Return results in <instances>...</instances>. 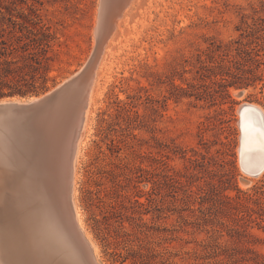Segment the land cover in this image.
Masks as SVG:
<instances>
[{"label":"rangeland","instance_id":"374dc122","mask_svg":"<svg viewBox=\"0 0 264 264\" xmlns=\"http://www.w3.org/2000/svg\"><path fill=\"white\" fill-rule=\"evenodd\" d=\"M100 5V0H0V33L14 47L8 50L12 51L9 59L13 63L0 61V78L11 82L13 76L7 78L3 73L13 68L15 76L27 73L30 80V74H36L37 85L45 83L47 87L26 96L1 97L0 101L41 96L81 70L97 49L95 27ZM35 14L56 35L52 58H43L41 64L36 63L37 49L31 42L20 48L15 34L21 32L12 23L14 19L21 21V15L32 18ZM258 15H264V0H145L143 9L135 13L129 25L131 33L119 34L121 41L105 58L107 73L101 78L100 93L77 161L80 219L100 264L115 263L93 226L94 213L99 210L90 204L86 192L87 188L97 187L89 179L92 163L108 166L120 156L152 168L153 156L161 157V153L169 154L165 170L180 180L171 186L164 177L160 181L146 180L144 175L150 174L142 172L140 189L153 192L154 198V210L146 217L154 216L156 225L176 228L171 244L174 253L182 245L183 250L202 249V240L220 242L219 255L209 261L195 263L181 255L174 260L178 264H263L256 261H263L264 220L258 219L261 224L249 220L231 233H220V222H232L231 218L220 212L217 215L208 202L202 205L201 195L208 191L218 198L219 191L232 196L239 190L252 192L264 179V172L256 177L243 171L239 149L242 106L247 102L264 108V63L254 66L260 78L248 86L230 87L216 101L210 97L197 99L178 89L195 91L189 83H202L196 73L201 48L230 44L240 37L243 18ZM110 38L111 35L106 40ZM106 42L96 70L108 53ZM114 145H120V151ZM132 146L139 156L132 153ZM101 148L107 152L104 158L97 157ZM223 160L225 166L219 163ZM105 183L103 186L113 184L111 176L105 178ZM122 183L128 193H136L128 175L122 176ZM146 198L139 197L142 201ZM250 204L257 207L254 202Z\"/></svg>","mask_w":264,"mask_h":264},{"label":"trees","instance_id":"16d2710c","mask_svg":"<svg viewBox=\"0 0 264 264\" xmlns=\"http://www.w3.org/2000/svg\"><path fill=\"white\" fill-rule=\"evenodd\" d=\"M21 18V21L15 19L12 21L15 26H19L21 32V34H15L21 42L20 48L26 47L31 42L37 49L36 63L41 64L43 58L51 59L50 53L54 50L53 42L56 38L51 26L44 23L39 14H35L32 18L21 15ZM242 23V26L239 27L242 30L240 37L231 41L230 44L215 43L200 49V53H198L200 66L196 69V73L197 79L202 83H189V87L196 88L195 91L184 87H179V91L181 90L184 94H194L197 99L210 97L216 101L219 96L227 94L230 87L248 86L260 78L254 66L264 63V15L247 16L243 18ZM12 48H14L13 45L9 44L5 35L0 33V61L13 63V60L9 59L12 51H8ZM3 75L7 78L13 76V80L10 82L0 78V98L26 96L37 93L39 89L47 88L45 83L37 85L36 74H30L32 81L27 77V73L15 76L13 68L4 69ZM114 146L117 151H120V145ZM220 151L222 150L220 149ZM132 153L139 156L133 146ZM161 154V157L153 156L152 168H144L141 164L118 156V161L111 165L92 163L93 167L89 170L91 185L97 187L87 188L86 192L90 204L97 206L99 210L94 213L93 226L103 242L106 252L110 254L115 264H178L174 260L178 255H181L184 260L194 259L195 263H199L209 261L210 258L219 255L220 242L212 243L208 240L201 241L202 249L193 247L191 250H183L184 245H182V248L177 249L178 251L176 250L174 253L171 244L175 240L173 232L176 231V228L171 230L166 226L156 225L154 216L146 217L154 210V198L152 197L153 192L146 193L140 189L139 182L141 176L144 175L142 172L150 174L144 175L146 180L160 181L161 177H164L171 186L180 180L165 170L169 166L167 164L169 154ZM106 155L107 152L101 148L97 157L104 158ZM189 159L191 162L195 161V159ZM219 163L225 166L226 161H219ZM177 174L183 175L181 171H177ZM127 175L136 189L134 195L128 193L122 183V176ZM109 176H111L113 184L103 186L106 184L105 178ZM157 176L158 179H153ZM143 195L147 197V201L139 199ZM218 196V198L212 197L208 191H205L201 195V204L208 202V207L214 209L217 215L220 212L231 218L232 222H220L221 227L217 229L220 233H223L224 230L231 233L238 226L248 224L249 220L257 221L260 224L261 221L258 219L264 220V179L253 188L252 192H240L239 190V194L232 196L219 191ZM250 202H254L257 207L251 205ZM256 212H258V216L254 215ZM185 242L190 241L186 240ZM163 243L167 244L162 245ZM260 258L263 261L257 260L256 262L264 264V255H261Z\"/></svg>","mask_w":264,"mask_h":264},{"label":"bare ground","instance_id":"6f19581e","mask_svg":"<svg viewBox=\"0 0 264 264\" xmlns=\"http://www.w3.org/2000/svg\"><path fill=\"white\" fill-rule=\"evenodd\" d=\"M100 1L95 27L98 42L97 49L93 53L94 61L98 62L104 42L110 35L111 38L107 41L108 53L104 61H101L100 69L95 70L91 89L83 99L81 124L76 125L73 122V127L66 129L60 121H49L46 127L42 126L39 129L35 120L28 119L24 115L0 116V264L49 263L51 245L55 242L51 234L53 222L49 217V186L54 184L55 170L63 173L68 169L66 160H70L69 170L72 173L70 202L74 218L92 249L93 259L100 264L94 256L93 243L89 240L80 219L76 201L77 161L90 117L94 113V103L100 93L101 78L107 73L105 58L113 52L114 45L121 41L119 34L131 33L129 25L134 20L135 13L143 9L145 0ZM41 97L43 95L28 99L15 97L4 99L0 103L25 105L35 103ZM245 105L254 106L259 112L247 114L246 110L242 114L239 112L241 114L240 162L242 166L255 168L264 160V108L255 103L246 102L243 106ZM61 107L65 117L70 121L68 108L62 104ZM36 136H40L48 143L46 145L36 143Z\"/></svg>","mask_w":264,"mask_h":264},{"label":"water","instance_id":"95a60500","mask_svg":"<svg viewBox=\"0 0 264 264\" xmlns=\"http://www.w3.org/2000/svg\"><path fill=\"white\" fill-rule=\"evenodd\" d=\"M93 57L94 54L79 72L53 90L43 94V97L35 103L25 105L0 103V116L3 114L24 115L28 119L35 120L39 129L42 126L46 127L49 121H60L66 129L72 128L73 122L80 125L83 119L81 113L83 99L91 89L97 67V61H94ZM61 104L68 108L67 114L70 121L65 117ZM244 110H246V114L259 112L256 107L249 105L242 106L241 114ZM35 142L43 143V145L48 143L40 136H36ZM65 163L68 169L63 173L68 177L64 178L65 175L62 172L55 170L54 184L49 186V217L53 222L51 234L55 242L54 244L51 242V257L48 264H97L93 259L92 249L74 218L70 202L72 186V173L69 170L70 160H66ZM241 167L245 173L258 176L264 171V160L255 168H247L242 165Z\"/></svg>","mask_w":264,"mask_h":264}]
</instances>
